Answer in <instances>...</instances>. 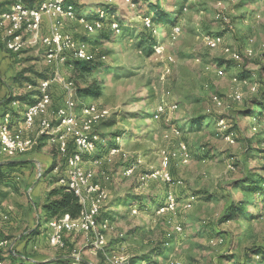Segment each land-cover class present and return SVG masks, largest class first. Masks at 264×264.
<instances>
[{
	"label": "rangeland",
	"instance_id": "374dc122",
	"mask_svg": "<svg viewBox=\"0 0 264 264\" xmlns=\"http://www.w3.org/2000/svg\"><path fill=\"white\" fill-rule=\"evenodd\" d=\"M131 1L134 3L112 0L106 5L121 24L119 34L107 28L87 34L76 20H67V32L85 43L90 54H104L105 66L85 79L65 66L60 70L66 83L81 87L97 80L103 88L99 98L78 96L77 100L78 107L96 104L111 112L94 128L100 137L97 155L112 144L115 132L123 130L130 134L123 142L126 157L107 153L98 164L87 166L94 172L93 182L100 183L108 194L103 213L114 216L106 233L107 244L103 249H93V236L72 232L65 234L64 247H53L44 240L36 249H22L26 236L40 222L39 232L42 231L44 217L39 208L50 187L46 157L53 154L60 170H65L64 158L47 137L41 139L37 122L32 133L36 143L29 152L15 157L0 155V161L24 163L11 173V180L0 178V240L10 241L0 251L4 264H10L9 250L25 253L31 261L63 255L70 256L72 264H110L108 256L118 255L129 262L163 244L170 251L164 257L154 258L155 264H241L248 248L264 246V193H250L239 183L252 172L264 175V116L256 105L264 88V1ZM155 4L158 10L153 9ZM101 5V0H78L77 13L92 18ZM158 12L169 15L172 21L164 23ZM146 15L153 16L157 33L144 29L142 17ZM176 22L182 33L170 41L169 28ZM209 34L224 35L228 44L242 52L252 46L254 55L243 57L241 62L232 61L221 50L207 46L205 37ZM144 37L155 38L164 47L163 53L154 50L148 55L139 46ZM43 55L38 43H28L15 54V60L8 63L14 74L9 79L7 95L27 91L11 87L16 75L25 72L34 80L35 73L50 75ZM217 66L224 68V76L216 74ZM235 92L242 95L241 101L233 100ZM52 94L54 110L65 97L62 81L55 83ZM215 94L223 99V106L213 103ZM160 104H177L168 120L153 119ZM247 106L255 113L247 116L243 111ZM200 116L206 117L201 125L196 124ZM222 117L226 119V130L233 132L235 143L224 139L217 125ZM48 119L58 124L53 114ZM173 125L181 129V137L165 138ZM253 126H257L256 131ZM180 140L187 143L190 160L172 164L173 183L158 180L142 185V175L161 167L160 150L174 149ZM97 155L84 158L92 161ZM128 165H135L131 176L125 174ZM168 194L177 202L174 216L157 213L155 203L147 205L153 208L150 211L141 209L135 200L125 207L119 206L124 198L140 196H153L165 202ZM192 196L196 200L186 209L184 205ZM231 203L242 206L246 213L223 221ZM133 205L139 208L136 215L130 213ZM177 224L183 228L180 233L174 229Z\"/></svg>",
	"mask_w": 264,
	"mask_h": 264
},
{
	"label": "built area",
	"instance_id": "2783aa9c",
	"mask_svg": "<svg viewBox=\"0 0 264 264\" xmlns=\"http://www.w3.org/2000/svg\"><path fill=\"white\" fill-rule=\"evenodd\" d=\"M4 1V0H3ZM78 0H39L34 5L26 4L22 1L14 2L0 12V29L2 30V43L11 52H20L28 43H38L44 48V62L51 69L48 78L38 79L36 85L28 84L26 90H35L36 101L33 104H23V122L15 124L12 115L7 112L0 122V154L8 157H15L29 152L35 145L36 139L33 137L37 122L40 137L45 136L47 140L53 142L59 152L65 157V176L61 183L65 184L80 199L83 210L79 217L72 218L69 214H64L58 218L50 220L47 224L49 229V244L56 248L65 246V234L80 232L93 236V249H103L107 244L106 233L111 225L110 221L99 222L98 216L101 214L103 205L108 198V194L103 190L100 183L93 182L94 172L87 167L84 155H97L100 137L94 132V128L111 114L108 108L100 107L96 104L82 105L78 107L77 87L73 82L66 83L61 76V68L71 59L88 60L94 57L89 53L85 43L76 41L72 34L66 30L67 20H76L87 34H95L110 29L115 34L121 33V24L115 14H109L106 5L112 0H101L103 5L97 8L95 16L92 18L85 14L77 13ZM128 2H133L127 0ZM236 3L238 0H230ZM264 1V0H262ZM134 3V2H133ZM134 5V4H133ZM49 19V31L41 34V27L44 18ZM256 18H260L256 14ZM145 30L157 33L153 16L142 17ZM182 33L179 22L173 24L169 29L168 39L175 41ZM207 46L212 50H221L226 58L241 62L243 57H252L254 49L252 46L246 48L244 52L228 44L222 34H209L205 37ZM253 40H251L252 42ZM156 53H163L164 47L156 45ZM172 60L171 56H168ZM215 72L218 76H224L225 70L222 66H217ZM64 87L65 97L60 106L51 110L54 96L52 88L56 82ZM256 91V89L253 88ZM234 101H241L242 95L235 92ZM213 103L221 107L224 105L223 99L215 94L212 96ZM21 102L14 100L11 106L18 107ZM177 108V104L170 106L160 104L153 113V119L168 120L171 113ZM53 114L58 124H53L48 116ZM224 139L230 143H235L233 132L226 130L227 123L224 117L217 120ZM225 129V130H223ZM257 130V126H253ZM57 131H60L57 133ZM181 129L175 125L165 134V138L181 137ZM125 138L117 137L116 144L109 146L100 152L98 158L92 159L93 164H98L100 158L107 153L112 155H122L126 157L123 142ZM73 146L72 153H69L70 146ZM93 156V157H94ZM190 160L189 148L185 141L180 140L174 149L163 148L160 150L161 167L141 176L142 185H149L151 182L161 180L166 183H173L170 169L174 162L187 163ZM60 170V164L55 167L54 172ZM135 171V165H128L125 174L131 176ZM192 196L185 203L184 207L191 208L195 202ZM139 211L138 205H133L130 209L131 215H136ZM157 213L165 212L171 216L177 214V202L172 194H168L165 204L158 208ZM175 231L182 232L180 224L174 226ZM10 241L0 240V249L9 246ZM110 264H127L123 258L114 255L108 256ZM0 264L4 262L0 261Z\"/></svg>",
	"mask_w": 264,
	"mask_h": 264
},
{
	"label": "trees",
	"instance_id": "16d2710c",
	"mask_svg": "<svg viewBox=\"0 0 264 264\" xmlns=\"http://www.w3.org/2000/svg\"><path fill=\"white\" fill-rule=\"evenodd\" d=\"M158 4L154 5L153 9L158 10ZM107 11L109 14H113V11L110 8H107ZM158 17L166 24L170 23L172 21V18L169 15L162 14L160 12L157 13ZM80 15V14H79ZM154 20V18H153ZM155 21V20H154ZM101 32V31H100ZM86 41V40H85ZM158 44V41L153 37H144L143 40L139 43V46L145 49L146 53L148 55H151L154 51V47ZM105 55L100 54L96 55L91 59L88 60H79L71 58L69 59L65 67L70 68L72 72L76 75H78L79 78L85 79L87 76L93 75L94 73L100 72L102 68L105 66ZM29 71V70H27ZM37 75V79L34 80L30 77L25 76V72L22 74L16 75L14 77L15 83L18 84L19 88H22L23 91H25L28 84L36 85L38 79H45L49 76L47 74L43 73H35ZM238 78L244 79L243 76L238 75ZM36 91L35 90H28L24 93H21L19 95H9L8 98H6V101L8 103H11L14 100H18L23 104H33L36 101ZM77 93L80 97H91V98H99L103 94V88L100 83L97 82V80H91L90 82H86L84 86L77 87ZM260 97L261 100L256 102V105L260 106L261 114L264 116V88L260 90ZM253 108L250 106H247V108H244L243 111L246 112L247 116L254 114L255 110H252ZM12 110V109H11ZM13 113V111H11ZM206 119L205 116H200L196 120V124L201 125L203 121ZM232 132L231 130H229ZM130 135L129 133H125L123 130H119L114 133V138L112 139V144L110 146H113L116 144L117 137L127 138V136ZM42 140H45V136L41 137ZM73 146H70L69 153H72ZM60 155H62L59 152ZM64 158L65 163V157ZM56 158V157H55ZM56 159H54V162L48 167V173H52L55 170V167L59 164L56 163ZM24 165L23 162H18L14 160L4 161L3 163H0V178L2 181L11 180V173L15 171L17 167H22ZM65 176V170L61 169L56 174H53L50 178V187L46 192V198L44 202L40 205V210L43 212L44 221L43 223H48L50 220L54 218H58L64 214H69L72 218H77L80 216L83 205L80 202L79 197L70 190L65 184L61 183V179ZM239 183H243V187L248 190L250 193L256 194V193H264V175L263 174H257V173H250L245 176L244 180H241ZM149 197V198H148ZM147 198L140 196V197H133L130 199L124 198L119 206H127L129 205V201H137L140 205L141 209H145L150 211L151 206H147L149 203L153 204L155 203L154 207L156 209L160 208L165 204L162 200H160L157 197L148 196ZM240 213H246L245 209L240 205H234L230 204L229 209L226 213V215L223 218V221H228L230 219L235 218ZM114 216L112 214H104L103 210L101 214L98 216V220H112ZM40 219V216L38 217ZM42 223V224H43ZM41 224V222H40ZM40 224L36 229H34L31 233L26 236V241H29L32 239L35 235H38L40 232ZM32 237V238H31ZM169 242H167L168 244ZM168 245H157L155 246L151 251H149L146 254H143L141 256H135L133 257L127 264H155L154 258L159 256H165L170 251ZM3 249H0V251ZM9 256L11 258L10 264H72L73 259L70 256H57L52 260L49 261H31V257L28 256L25 253H18L13 252L12 250H9ZM70 257V258H69ZM255 258L260 259L259 261L255 262ZM0 261H4V258L0 257ZM264 264V246L259 245H253L252 247L247 249V252L245 254V260L241 264ZM99 264H106L104 262H101Z\"/></svg>",
	"mask_w": 264,
	"mask_h": 264
},
{
	"label": "crops",
	"instance_id": "0c3cea01",
	"mask_svg": "<svg viewBox=\"0 0 264 264\" xmlns=\"http://www.w3.org/2000/svg\"><path fill=\"white\" fill-rule=\"evenodd\" d=\"M17 1H22L26 4L34 5L39 0H4V1L0 0V12L3 9L7 8L9 5H11ZM48 31H49V19H48V17H45L43 24H42V27H41V34H46V33H48ZM1 35H2V30L0 29V122L3 119V116L7 112H11V109H12V111H13V114H12L13 122L15 124H22V122H23V110L25 108L23 103H21L20 106H18V107H13V106H11V103H8L6 101V98H8V96H9V95H7L8 94V87L10 85V83H8V82H9V79L14 74V69L13 68L10 69V67L8 66V63H11V60H15L14 56H15V54H17V52L16 53L11 52L8 49H6V47L2 43ZM43 51H44V48H43ZM43 63L45 64L44 60H43ZM13 82H14L13 86H11V87L15 88V89H19L18 84L15 83L14 80H13ZM13 95H17L16 92H14ZM60 105H58V106H60ZM0 155L4 156L2 154H0ZM54 159H56L57 160L56 163H58V159L55 158V156L53 154L46 157L45 160L47 162V167H49L54 162ZM9 160H12V159L1 160L0 163H3L4 161H9ZM14 161H17V160H14ZM33 161L35 162V160H33ZM91 163H92V161L86 160L87 166L91 165ZM53 174H54V172L48 173V175H50V178L52 177ZM50 178H48V181H50ZM49 186H50V182H49ZM47 224L48 223H43L41 233H39L38 235H35L32 239L23 243L21 246L22 249H26V250L36 249L40 246L41 243L44 242V240L47 241V243L49 244V239H48L49 229H48ZM52 259H54V258H51V259L47 258L43 261H49Z\"/></svg>",
	"mask_w": 264,
	"mask_h": 264
}]
</instances>
